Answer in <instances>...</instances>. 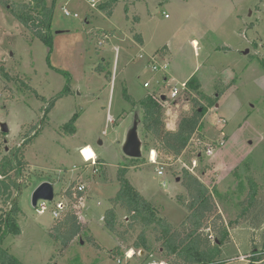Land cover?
Returning <instances> with one entry per match:
<instances>
[{"label": "rangeland", "instance_id": "1", "mask_svg": "<svg viewBox=\"0 0 264 264\" xmlns=\"http://www.w3.org/2000/svg\"><path fill=\"white\" fill-rule=\"evenodd\" d=\"M44 1L53 10L49 43L9 11L30 0H0V123L10 128L8 135L0 132V162L12 154L14 161L26 164L18 178L20 192H14L22 211L21 234L7 237L2 248L22 264H119L109 255L119 242L124 254L120 264H170L162 257L154 227L145 235L151 250L140 255L134 249L140 231L127 232L125 209L115 208L116 232L105 222L122 168L155 206L158 218L180 227L188 216L179 202L188 200L181 171L197 159L196 144L179 158L168 154L144 137L138 106L144 157L134 163L122 151L138 108L126 96L139 102L155 94L168 98L158 97L168 131L198 109L196 102L207 109L197 137L214 146V152L208 156L200 149L197 169L189 173L212 192L216 210L206 225L219 215L229 227L224 258L230 262L239 254L263 252L264 0H118L111 16L100 8L108 0L96 9L88 0ZM153 55L159 64H169L167 75L152 71L148 57ZM101 66L106 72L98 70ZM194 76L201 88L172 100V87ZM80 149L86 160L97 155L96 170L84 162ZM152 150L168 164L165 177L149 163ZM248 178L260 186L261 204L246 216L240 204L249 193ZM48 181L54 184L55 199L40 214L31 197ZM79 185L86 187L82 194ZM71 216H76L79 235L64 245Z\"/></svg>", "mask_w": 264, "mask_h": 264}, {"label": "trees", "instance_id": "2", "mask_svg": "<svg viewBox=\"0 0 264 264\" xmlns=\"http://www.w3.org/2000/svg\"><path fill=\"white\" fill-rule=\"evenodd\" d=\"M117 3L118 0H108L100 4V8L111 16ZM33 4L45 13L44 22L47 24V28L50 29L53 10L47 6L44 0H30L27 6H20L17 9L7 7L11 8L9 11L17 20L27 24L26 17ZM39 37L49 43V35ZM106 69V66H101L98 70L106 72ZM188 88L191 91H197L201 88L196 76L188 81ZM27 89L32 90L30 86H27ZM126 97L134 108L141 107L144 137L146 139L152 138L168 154L176 158H179L181 154L183 155L190 148L191 139L201 128L202 120L207 112L204 106L196 102L198 109L194 108L191 116L183 117L177 131L172 132L166 129L164 123V109L160 104L163 101L161 97L159 98L160 101L155 94L148 95L139 102L129 96ZM76 119L77 117L72 120V125L75 124ZM34 130L35 128L31 130L28 136ZM13 159V155L10 154L4 156L0 162V176L2 177L0 179V264H22L2 248L7 237L21 234L18 219L22 211L18 198H14V192L18 190L20 192L21 184L18 182V178L25 171L26 164L19 158L16 161ZM134 163H137L136 160ZM181 172L182 184L187 189L188 200L187 202H179L187 210L188 216L180 227H174L166 219L158 218L155 206L129 182L127 170L124 168L120 169L118 173L120 189L116 196L110 200L113 208L106 213V226L110 231L116 232L115 208L121 207L129 215L130 225L127 232H136L137 229L140 231V243L134 245L136 246L134 249H138L139 252H149L151 250V247L146 245L145 235L149 228L154 227L158 235L156 241L161 243L162 257L166 262L170 264H227L229 259L224 258V251L225 246L231 241L229 227L224 225L219 215L212 225H206V221L210 219L216 210L215 205L212 203V192L186 169ZM248 182L249 193L240 204L241 215L246 214V216L251 211L258 210L261 204L258 200L260 186L250 178H248ZM213 191L216 196L222 198L215 187ZM67 224L64 245L71 243L79 235L76 216H71ZM111 254L115 260L124 261V254L120 248L111 251Z\"/></svg>", "mask_w": 264, "mask_h": 264}, {"label": "built area", "instance_id": "3", "mask_svg": "<svg viewBox=\"0 0 264 264\" xmlns=\"http://www.w3.org/2000/svg\"><path fill=\"white\" fill-rule=\"evenodd\" d=\"M102 0H91V8L96 9V6L98 3H101ZM35 5V4H33ZM35 11H38V15L36 16ZM65 14L67 16H70L71 14L65 10L64 11ZM35 15V16H34ZM75 17H77V15H75ZM166 18H168V15H165ZM26 19L28 20L27 22V26H30L31 30L35 29L37 30V36H43L46 37L49 34V29L47 28V24H45V13L39 9L38 7H34V12H29ZM140 58H144L142 55L140 56ZM148 64H150V67L152 69L153 72H163L165 75H167L168 71H169V64L167 62H163L162 64H159L157 62V58L155 55L153 56H149L148 57ZM145 88H149L150 85L148 83L144 84ZM189 90L188 88V82H184L181 83L180 85H176L173 86L171 89V96L170 98L172 100H176L182 93L187 92ZM156 96V95H155ZM159 98L161 97L163 99V95H159ZM156 98V97H154ZM165 98H167L165 96ZM168 99V98H167ZM197 137V132L196 134L193 136V138L191 139L190 145L192 144H196V153H197V159L193 160L190 166H187L186 164L184 165L185 169L191 173L194 172V170L197 169V165H198V158H200V149H203L205 155H212L214 152V146L209 145L205 142H202L200 138H196ZM196 138V139H195ZM80 154L82 156V158L84 159V162L86 164H90L91 166H93V169L96 170L97 168V158L93 159V160H86V158L83 155V152L80 151ZM149 163L150 165L153 166H157V174L159 177H165L166 176V168L168 166V164L165 163H161L159 162L158 159V153L156 150H152L150 151V155H149ZM0 179H2V177L0 176ZM163 186H166V183H163ZM86 191V187L85 186H78L77 187V193L82 194ZM18 194L15 195V197H17ZM49 202L47 201H39L38 205H37V210L40 214H45L48 211V204ZM59 209H62L63 205H59L58 206ZM55 218H59V214L58 212H54L53 213ZM115 239H117V237L115 236ZM134 252L127 254V258L130 259L131 257H133ZM118 263H121V261L119 260ZM264 264V251H258V252H253L251 254L248 255H240L238 258L231 260L230 262H228L227 264ZM150 264H162V263H157V262H152Z\"/></svg>", "mask_w": 264, "mask_h": 264}, {"label": "water", "instance_id": "4", "mask_svg": "<svg viewBox=\"0 0 264 264\" xmlns=\"http://www.w3.org/2000/svg\"><path fill=\"white\" fill-rule=\"evenodd\" d=\"M163 96V100H165ZM141 128V114L138 107L134 112L131 122L127 128L122 144V151L125 157L131 160L143 159L144 142L140 134ZM0 132L4 135L10 133V128L7 123H0ZM6 142V140H5ZM179 181V180H178ZM55 199L54 184L50 181L41 183L33 192L31 197V204L34 208L37 207L39 201L53 202ZM143 255V252H140Z\"/></svg>", "mask_w": 264, "mask_h": 264}, {"label": "crops", "instance_id": "5", "mask_svg": "<svg viewBox=\"0 0 264 264\" xmlns=\"http://www.w3.org/2000/svg\"><path fill=\"white\" fill-rule=\"evenodd\" d=\"M113 15V14H112ZM142 40H143V42H142V45L144 44V39H143V37L141 38ZM194 43H197L196 41H194ZM144 46V45H143ZM117 50H119L118 48H117ZM112 120V118L110 117V121ZM173 126V125H172ZM177 129H178V126H176L175 127V129H173V130H170V131H173V132H175V131H177ZM87 146H90V145H87ZM87 146H85V147H87ZM85 147H83V148H85ZM82 148V149H83ZM82 149H80V151H82ZM95 152V151H94ZM96 154V153H95ZM96 158H97V155H96ZM143 195V194H142ZM148 200V199H147ZM233 239V238H232ZM119 239L117 238V239H115V242L117 243V241H118ZM118 246H119V242H118V244H117V246H116V248L115 249H117L118 248ZM236 248L237 249H239L237 246H236ZM115 249H112V251L113 250H115ZM239 254V253H238ZM109 255H111L112 256V254H111V251L109 252ZM240 255V254H239ZM239 255L238 256H236V257H231V260H233V259H236V258H238L239 257ZM235 256V255H234ZM113 258V257H112ZM120 259H118V260H116L117 262L119 261ZM123 261H121V263H122ZM120 264V263H119Z\"/></svg>", "mask_w": 264, "mask_h": 264}, {"label": "bare ground", "instance_id": "6", "mask_svg": "<svg viewBox=\"0 0 264 264\" xmlns=\"http://www.w3.org/2000/svg\"><path fill=\"white\" fill-rule=\"evenodd\" d=\"M195 44V46L197 45V43H194Z\"/></svg>", "mask_w": 264, "mask_h": 264}, {"label": "snow or ice", "instance_id": "7", "mask_svg": "<svg viewBox=\"0 0 264 264\" xmlns=\"http://www.w3.org/2000/svg\"><path fill=\"white\" fill-rule=\"evenodd\" d=\"M88 150L86 149L85 152H87Z\"/></svg>", "mask_w": 264, "mask_h": 264}]
</instances>
